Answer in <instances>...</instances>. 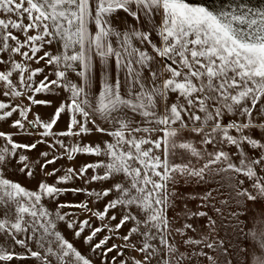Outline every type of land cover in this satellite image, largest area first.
<instances>
[{"label":"snow or ice","instance_id":"obj_1","mask_svg":"<svg viewBox=\"0 0 264 264\" xmlns=\"http://www.w3.org/2000/svg\"><path fill=\"white\" fill-rule=\"evenodd\" d=\"M0 264H264V0H0Z\"/></svg>","mask_w":264,"mask_h":264}]
</instances>
